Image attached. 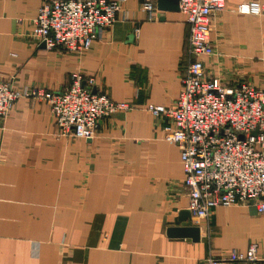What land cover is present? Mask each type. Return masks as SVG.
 <instances>
[{
	"label": "crops",
	"instance_id": "1",
	"mask_svg": "<svg viewBox=\"0 0 264 264\" xmlns=\"http://www.w3.org/2000/svg\"><path fill=\"white\" fill-rule=\"evenodd\" d=\"M45 1L0 0V81L61 92L80 74L94 80L93 93L132 109L81 140L61 136L45 104H13L0 120V264H207L209 257L229 264L230 250L251 245L264 264V215L249 207H218L199 225L191 216L198 242L167 237L178 214L189 212L188 196L179 149L164 141L165 121L144 109L170 106L181 90L183 16L158 11L156 0H123L113 26L98 30L87 52L72 54L34 38ZM250 1L226 0L211 18L214 56L201 61L227 88L246 81L264 91V14L235 11Z\"/></svg>",
	"mask_w": 264,
	"mask_h": 264
},
{
	"label": "built area",
	"instance_id": "2",
	"mask_svg": "<svg viewBox=\"0 0 264 264\" xmlns=\"http://www.w3.org/2000/svg\"><path fill=\"white\" fill-rule=\"evenodd\" d=\"M123 0H46L33 20V36L46 49L87 52L98 30L116 22ZM226 0H179V13L188 26V56L181 90L170 106L148 105L144 110L165 121L164 141L179 149L188 211L199 225L218 207L245 206L253 201L264 215V91L246 81L227 88L204 73L201 58L214 56L210 20L225 9ZM142 8L153 18L154 4ZM239 14L261 16L258 0L236 7ZM139 30L134 31L138 37ZM94 80L72 75L61 92L17 89L0 81V120L13 104L29 99L48 106L61 136L93 140L101 121L131 106L93 93ZM229 264H257V246L227 254ZM209 257L207 264H223Z\"/></svg>",
	"mask_w": 264,
	"mask_h": 264
},
{
	"label": "water",
	"instance_id": "3",
	"mask_svg": "<svg viewBox=\"0 0 264 264\" xmlns=\"http://www.w3.org/2000/svg\"><path fill=\"white\" fill-rule=\"evenodd\" d=\"M179 0H156V7L161 12H179ZM45 48L44 44H41ZM264 201V198L260 199ZM255 202L251 201L248 204L251 212L256 213ZM167 237L172 239H189L192 242L199 241L200 229L192 224L190 212H181L173 221L172 227L167 229Z\"/></svg>",
	"mask_w": 264,
	"mask_h": 264
}]
</instances>
